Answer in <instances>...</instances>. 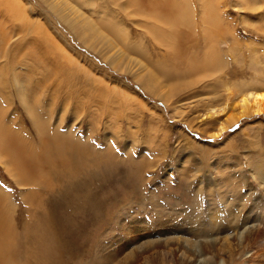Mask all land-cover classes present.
Listing matches in <instances>:
<instances>
[{
    "label": "rangeland",
    "instance_id": "obj_1",
    "mask_svg": "<svg viewBox=\"0 0 264 264\" xmlns=\"http://www.w3.org/2000/svg\"><path fill=\"white\" fill-rule=\"evenodd\" d=\"M67 1L111 33L108 37L125 33L129 47L123 50L148 62L169 93L167 103L146 89L128 74L127 58L109 65L104 56L113 46L82 41L44 0H0L1 126L36 152L44 138L40 129L48 138L62 135L54 142L79 158L78 172L72 166L57 169L62 180L52 195L72 191L73 201L87 202L100 215L79 234L89 245L75 264H110L102 254L119 264H178L186 240L207 241L220 251L213 258L245 264L239 251L232 252L241 248L236 241L222 236L228 246L213 240L212 218L223 219L234 200L244 202L242 209L253 206L250 192L262 196L256 211L262 214L264 187L252 172L264 169V116L243 118L223 134L214 133L231 111H221L230 100L223 87L264 80V0ZM0 148V197L19 228L32 219L24 196L31 198L35 189L20 184L18 164L6 161L8 151ZM94 152L102 161L92 173ZM108 152L115 159L107 158ZM128 158L146 166L125 163ZM112 171L113 180L102 178ZM130 171L144 173L145 180L126 177ZM210 207L217 212L213 217ZM82 218L60 214L63 229L57 237L65 241ZM131 227L134 232L125 231ZM231 227L225 220L224 228ZM134 234L154 237V244L138 250L139 261L129 256ZM100 239L102 249L95 252ZM203 264L218 263L208 258Z\"/></svg>",
    "mask_w": 264,
    "mask_h": 264
},
{
    "label": "bare ground",
    "instance_id": "obj_2",
    "mask_svg": "<svg viewBox=\"0 0 264 264\" xmlns=\"http://www.w3.org/2000/svg\"><path fill=\"white\" fill-rule=\"evenodd\" d=\"M44 1L48 3L51 10L66 25H68L75 33L80 35V39L82 41L94 43L98 39L101 41L103 40L102 42L106 44L112 45V50L114 51L112 52L110 49L111 51H108L105 56L103 55L107 63L116 67L123 59L127 58L128 74H130L133 78H136V80L141 81V84L144 85L146 89H149L157 97L162 98L161 100H166L167 103H169V93L166 88L159 83L161 80L157 74L150 71L151 67L149 63L143 62L140 60V57H130L129 54L127 55V52L123 50L124 47H129L125 33L122 34V36H117V33H115L114 38L111 36L108 37L111 33L109 35L106 34L105 31L102 30V28H100L89 15L81 11L78 5L71 4L67 0ZM186 19L187 18H178L180 21H186ZM102 51L103 50H101V52ZM214 59L215 58L213 56L209 57V60ZM262 79L255 77L254 80L240 83V86L238 87L234 85L232 90L229 88L227 89L226 86L223 87L225 88L224 91L230 95V100L221 111L224 113L228 109L231 111L225 122L219 125L220 127L217 132L214 133L215 136L223 134L231 124L238 122L243 118L250 116H264V80ZM2 124L0 122V146L5 147L8 151L7 154H9V159L6 161L9 162L10 159H13L18 164L17 168L23 174V176H20V184L25 187H32L35 190L32 192L31 198H26L27 195L24 196L28 204L26 210L32 214V219L21 222L22 224L20 223V227L18 226L19 228L14 225L13 221H11V219L13 220L12 215L9 211H7L8 209L5 210V206L0 197V264H75L80 262L82 259L78 258L76 260V257L79 253L80 256H84L82 249H85L87 242L84 240L80 241L78 236L80 233L87 232L91 227L97 224L99 222L100 215L94 208L88 207L87 202L73 201L70 198L72 191L62 194L57 193L58 195H56L55 192L52 195L53 190L51 189L57 182H59V179H61L60 173L56 172L57 169L72 166L75 168L74 172L77 173V161L79 158L73 157L66 146L54 142V140L57 141L62 136L59 133H54V136H51L53 138H48L49 136H47L45 132L40 129V133L44 138H40V149L36 152L32 145H28L27 142L23 143V141L16 139L15 132L12 133L10 129L3 130L1 126ZM17 140L18 142H22V144L18 143ZM96 152L93 153V156L98 158V155L101 153ZM3 154H5V152ZM107 158L115 159V156L113 154H109L108 152ZM99 159L100 158L94 159L93 164L89 165V172L92 171L93 173L98 170L97 165L102 161V159ZM128 159L129 160L127 162H124H133L137 164L132 158ZM110 163V165L113 164V162ZM137 165L144 167L145 163ZM87 166L88 163L85 165V169ZM102 166L104 167V165ZM10 167L12 166L10 165ZM15 167L16 166L14 165V168ZM49 171L53 172H51L48 176H43L44 172ZM254 171L255 172H252V175L264 187V169L259 167ZM143 174L144 173L140 172L136 174L134 171H130L126 177H140L143 178L144 181L145 179ZM50 175L52 180H50ZM102 178L108 181L113 180L114 171L105 172ZM74 184H76V187L79 186L77 185V182ZM230 186L231 184L229 187ZM96 187L98 186L95 185V188ZM247 195L251 196L252 200H254L253 206L248 208L245 206L246 209H242L243 206L240 203H243L244 205V202L239 203L237 200H234L233 202H230V210L223 215V219L219 218L220 220H213L212 218V226H214L218 235H215L213 240L217 244L226 243L228 246V242L230 241L228 239H224L222 236L231 239V242L236 241L237 245L241 248L239 249L234 245L237 250L234 249L232 252L239 251V257H245V264H253L252 261L255 262L256 259H258L259 264H264V230L259 228L260 224H257L258 221H262L261 224H264V208L262 214L260 212H256L261 206L260 202L262 196H253L252 192L247 193ZM238 198H240V196ZM93 206L98 208L99 205L94 203ZM210 210H212V215L210 216H215L217 212L214 208L210 207ZM62 213L74 218H82L84 216L79 223H74V231L66 236V242L58 238L56 235L63 229V226L58 225V217ZM186 215L189 216V218H192L193 216L197 217L196 214ZM225 220L232 223V227L230 229L224 228ZM125 231L128 233L134 232L132 227L128 230L125 229ZM149 235H151V233ZM172 237L173 235L168 236L167 239ZM144 239L145 238H140L135 234L131 238V244L135 248H133V251L131 252L132 254L129 256L135 258V260L137 259V261L142 259L143 256V253L138 250L142 249L143 245L154 244V237ZM197 243L199 242L193 243L186 240V250L181 252L179 251L180 253L178 252L179 254L176 256L178 264H203L208 258H211L213 261H217L218 264H227L225 259H215L211 256L215 253V257H220V251L216 249L214 252L213 246L207 241L199 244ZM101 244L102 240L97 243V248H99L98 251L95 249V252H99L102 249ZM165 247L168 248L167 243L165 244ZM166 251L168 250H164L163 252ZM251 251L254 252L253 255L249 254ZM255 254H258V256ZM252 257H254V259H252ZM100 259L102 261H106V263L109 262L110 264H119L115 262V257L109 256L108 254H102ZM70 260L73 261L69 263ZM231 260L232 258H230L229 261Z\"/></svg>",
    "mask_w": 264,
    "mask_h": 264
}]
</instances>
